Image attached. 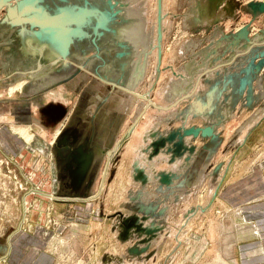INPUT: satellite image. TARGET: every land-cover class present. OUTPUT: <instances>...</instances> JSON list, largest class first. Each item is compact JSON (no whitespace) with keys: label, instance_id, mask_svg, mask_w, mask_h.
<instances>
[{"label":"rangeland","instance_id":"obj_1","mask_svg":"<svg viewBox=\"0 0 264 264\" xmlns=\"http://www.w3.org/2000/svg\"><path fill=\"white\" fill-rule=\"evenodd\" d=\"M256 2L264 0H41L50 17L73 9V19L84 21L87 11L93 24H73L91 37L70 43L68 62L50 66L46 51L39 59L46 69L32 79L38 61L3 51L17 40L0 37V264L11 263L16 245L23 257L38 253L34 262L44 255L54 264H159L161 252H169L161 264L177 256L181 264L223 260L215 256L218 241L202 237L225 235L220 243L229 252L236 228L210 221L205 232L203 215L228 223L234 208L212 203L236 177L222 170L251 168L250 157L264 151V122L247 139L264 117V11L253 9ZM8 16L1 8L0 22ZM135 22L143 25L140 42L125 31ZM196 70L194 96L165 111L148 102L169 100ZM57 102L65 114L53 112ZM35 115L50 126L42 133ZM81 146L92 161L79 182ZM256 193L264 196L260 171L234 182L217 203L239 204L235 215L245 219L240 205ZM236 226L250 235L248 225ZM191 251H198L194 262L184 259Z\"/></svg>","mask_w":264,"mask_h":264},{"label":"bare ground","instance_id":"obj_2","mask_svg":"<svg viewBox=\"0 0 264 264\" xmlns=\"http://www.w3.org/2000/svg\"><path fill=\"white\" fill-rule=\"evenodd\" d=\"M12 1H17V4H15L14 6L10 5V2H12ZM40 1H37V0H21V1L20 0H0V10H1V8L5 7V6H7L8 10H9V16L4 21L0 22V37L3 38V37L12 36L13 38H16V40H17V45L14 44V45H8V46H4V47L2 46L3 48H1V49L5 52L11 51L12 53H16L17 51H19L21 54V61H23V62H29V63L34 62V63H36L35 60H37L38 64L35 65L34 68L31 69V71H29V76H30L29 78H31V79L34 76H36L40 71H44L46 69L42 66L43 65L42 61L39 60L44 55V53L46 51H48L47 57L50 58V60H49L50 66L56 64L57 58L62 59V61L68 62V60H69V58H68L69 48L67 49V47H69L70 43H73V42L75 43V41H74L75 39L79 40L80 38L84 37L85 35L91 37L90 33L86 30H83V28L80 30L72 29L71 26L73 24H76V23H78L79 25H82L85 23H92L93 24L91 14H89L87 11L85 12V14L83 13L85 15L84 21H83V19H81L79 21H76L73 19V16H75V15H73L74 14L73 9H72V11L65 9V12L63 13V19L56 18V17H50L47 14H44L45 12H43V9L45 10L46 7H44L42 4H40ZM38 11H40V12H38ZM41 12H43V14ZM135 23L136 24L133 25L132 30L130 29V31H128V30H125V31L128 32V35L130 33L132 34L129 36H132V38L135 42H140L142 40V37L139 34L140 33L139 31L142 30L141 27H143V25L141 24V22H140V24L137 22H135ZM107 25L104 24V26H107ZM101 28H97L95 25L94 26V32L96 34H99L102 36V31H101L102 29ZM121 31H124V28H122ZM134 31H136V32H134ZM55 40H56V43H51ZM202 70H196L197 72H195V76L188 78L186 80H183V82L180 81L177 84L176 89L174 90L173 95L171 96V98L169 100H164L163 98L157 97L155 100L148 101V102L152 106L157 107L158 110L165 111L167 108L178 103L180 101V99H182L183 97L194 96L195 91L193 89L197 85V79H196V78H198L197 73L202 71ZM107 78H109V77L107 76ZM109 83H110V81H109ZM20 85H22L21 89H24V86H26V84H22V83ZM139 97H141V96H139ZM135 98L137 100L138 95H135ZM145 99H146V97L143 96L141 101L144 103H147ZM138 100H140V99H138ZM53 112L57 113V115H61V107H55V109H53ZM28 138H30V136H28ZM146 139H148V138H146ZM146 141L149 142L148 140H146ZM143 156H145V155H143ZM137 160H139V159H137ZM157 160H158V158H157ZM177 162H179V161H177ZM153 163H154V161H153ZM138 171H139V169L137 170V172ZM148 180H151V176H148ZM136 222H137V218H136ZM132 224H135L134 221H132ZM136 225H137V230L138 229L143 230V228H141L140 225H138L137 223L135 224V226ZM156 229H160V228L156 227ZM155 230L154 229H148L147 233H153Z\"/></svg>","mask_w":264,"mask_h":264},{"label":"crops","instance_id":"obj_3","mask_svg":"<svg viewBox=\"0 0 264 264\" xmlns=\"http://www.w3.org/2000/svg\"><path fill=\"white\" fill-rule=\"evenodd\" d=\"M121 98H123V97L121 96ZM55 107H61V115L65 114L66 104H64L63 102H57L54 104L53 109H55ZM258 109H259V107H257L256 110H258ZM238 111L240 112L242 110L239 109ZM55 114H56V116H59V115H57V113H55ZM239 119L243 120L242 117H239ZM243 121H246V119ZM262 122H264V117H263V119H261V121L254 128H252L250 130L247 139L254 132V130H256L260 126V124ZM32 124L35 127H38V131L41 133L50 127L47 122L41 121L36 115L33 118ZM57 135H59V130L57 131ZM31 136L33 137L34 141L36 140L37 142L41 143L43 140L42 136H39L38 134L37 135H31ZM246 141L244 140V143H246ZM259 160L261 162L258 163ZM252 161H253V163H252ZM250 163H251V168H250V166H249V168H243L242 166H238V165L236 166V164L233 163V166H231V167L228 166V168L225 169V171L222 170V174L224 177L226 176V170H229V173L230 172L234 173V175H236V177L234 178V180H231V182L229 184H227V186L224 188V190H222L221 192L219 191V193L217 190L218 196L216 194V200L214 199L213 200L214 202L212 201V203L216 204V206L220 205V206L225 207V208H227V207H233L234 208L233 216L229 217L231 219V220L230 219L229 220L232 222V225H230L229 220H228V223H226L224 220H220L217 222L216 219L210 218V216L205 217V215H203L204 217L202 218L203 223L206 225V227H204V231L209 228V224L211 223L210 221H212L214 224H219L222 222L226 226L231 227V230H232L233 225L236 228L235 233L237 236L236 235H234V236L237 237V241H235L234 243L229 245V248H228L229 252L225 248L226 244L221 245V243H220L221 239H223V238L226 239L225 235L222 238H216V239L212 238L210 236V234H204L203 235L202 238H204V239L208 238L211 240L218 241L219 246L214 249L215 256L222 257V259H223L221 262H218V264H225V263H228V264H264V196L263 195L259 196L261 194L256 193L254 196L255 197L254 200L247 203V205H242V206L240 205V207L244 208L242 210V216L245 215V219L242 218L240 215H235L236 208L239 207V204H237V203L232 204V203L226 202V201H221V202L217 203V200H220L219 197H221L223 194H225L227 191H229L230 187L232 186V184H234V182L241 181V180H243V179H245L251 175H254L256 173V171H260L261 177H264V172H263V169H264V151H262L260 153L257 152V153H255V155L253 157H250ZM247 170H249V171H247ZM54 174L55 175L58 174L56 170H55ZM240 177H242V178H240ZM51 197L54 198L57 196L51 195ZM197 201H199V203H200V199L197 198ZM197 201L193 202L194 206H196ZM236 224H240L241 227H243V226L246 227L248 225V228H251L250 235L248 237H242L241 235H243V232L241 229H239L236 226ZM230 232H232V231H230ZM192 240H195V239H192ZM199 241H200V239H199ZM200 243H201V245H204L205 241H203V242L200 241ZM180 246H182V245L179 244L178 246H176V248L180 247ZM19 249L21 251V248H19L17 245L13 246L11 253H10L11 254L10 255V261H11L10 264H54V263H50L49 260L47 262V259L44 255L41 257L42 258L41 262H34L35 260L39 261V259H37V257L39 256L38 253H37V255L36 254L33 255L32 258L30 259V257H28L27 255H25L23 257V255L20 254ZM41 250L42 249L40 248L39 252H41ZM198 251H196V252L191 251L190 253H184V256H186V257H184V259H186V260L189 259V260H191V262H194L191 257H196L198 255ZM168 253L169 252H167V253L161 252L160 253V256L158 258L159 264L162 263L164 256H166ZM182 257L183 256H181V257L177 256L171 264H181V261H183ZM198 257L199 258H197V260L205 257L204 250H202V252L199 254ZM186 264H191V263L188 262Z\"/></svg>","mask_w":264,"mask_h":264},{"label":"water","instance_id":"obj_4","mask_svg":"<svg viewBox=\"0 0 264 264\" xmlns=\"http://www.w3.org/2000/svg\"><path fill=\"white\" fill-rule=\"evenodd\" d=\"M253 9L256 10V11H264V3H253ZM188 133H194L195 135H198L199 134V130L198 129H195V128H191ZM202 133L203 135H210L211 133V129L209 126L205 127L203 130H202ZM63 142L66 143L65 139H63ZM162 141L158 142L156 145L157 147L159 145H161ZM163 145V144H162ZM180 148V147H179ZM77 151L79 152V155H76V158H77V163H78V168L76 170V174L78 176V180L79 182H82L83 179L86 177V174H87V171L91 165V161H92V155L91 153H88V152H85L83 150V147H78L77 148ZM132 219V218H131ZM134 221V220H133ZM132 222V221H131ZM130 222V223H131Z\"/></svg>","mask_w":264,"mask_h":264}]
</instances>
